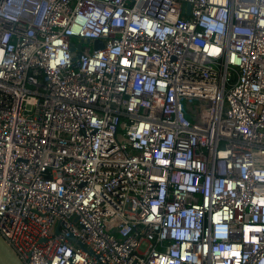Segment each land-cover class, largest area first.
I'll return each mask as SVG.
<instances>
[{
	"label": "built area",
	"instance_id": "built-area-1",
	"mask_svg": "<svg viewBox=\"0 0 264 264\" xmlns=\"http://www.w3.org/2000/svg\"><path fill=\"white\" fill-rule=\"evenodd\" d=\"M0 234L25 264H264V0H0Z\"/></svg>",
	"mask_w": 264,
	"mask_h": 264
},
{
	"label": "water",
	"instance_id": "water-1",
	"mask_svg": "<svg viewBox=\"0 0 264 264\" xmlns=\"http://www.w3.org/2000/svg\"><path fill=\"white\" fill-rule=\"evenodd\" d=\"M97 47H102L101 41H96ZM60 232V230H58ZM71 240H75L74 236H70ZM78 244L84 247L82 242ZM0 264H25L13 247L0 234Z\"/></svg>",
	"mask_w": 264,
	"mask_h": 264
}]
</instances>
